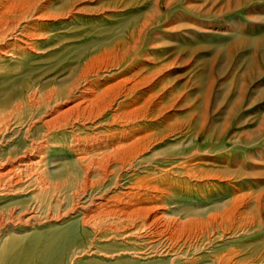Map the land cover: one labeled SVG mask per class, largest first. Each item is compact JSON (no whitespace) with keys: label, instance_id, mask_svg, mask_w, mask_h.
Returning <instances> with one entry per match:
<instances>
[{"label":"rangeland","instance_id":"rangeland-1","mask_svg":"<svg viewBox=\"0 0 264 264\" xmlns=\"http://www.w3.org/2000/svg\"><path fill=\"white\" fill-rule=\"evenodd\" d=\"M0 19V253L84 215L97 251L60 264H264V0H0Z\"/></svg>","mask_w":264,"mask_h":264},{"label":"bare ground","instance_id":"bare-ground-1","mask_svg":"<svg viewBox=\"0 0 264 264\" xmlns=\"http://www.w3.org/2000/svg\"><path fill=\"white\" fill-rule=\"evenodd\" d=\"M6 10H4L5 12H9L10 8L9 6H6L5 8ZM2 11V9H1ZM3 11V13H5ZM3 15V14H2ZM9 17V16H8ZM7 19V18H6ZM21 22V21H20ZM3 23V19L1 20L0 19V25ZM8 24V23H7ZM25 26V25H23ZM26 27V26H25ZM16 28V27H15ZM1 30V29H0ZM14 30V29H13ZM19 30V29H18ZM9 33V32H8ZM12 33V32H11ZM35 34V33H34ZM224 34V33H223ZM2 34L0 33V36ZM13 35V34H12ZM20 35V34H19ZM3 36L5 35H2V38ZM33 36V35H32ZM34 37V36H33ZM17 38V37H16ZM5 40V39H4ZM21 40V39H20ZM4 42V41H3ZM8 42V41H7ZM22 42V41H21ZM27 42V41H26ZM2 43V42H1ZM9 43V42H8ZM13 46V45H12ZM29 46V45H28ZM20 47V46H19ZM18 47V48H19ZM14 48V47H13ZM15 49V48H14ZM23 50V49H22ZM0 52L5 54L6 52L4 51V49L2 47H0ZM11 53V52H10ZM205 120H208V118L204 117L202 122H204ZM88 121V120H87ZM100 150V149H99ZM139 153V152H138ZM138 153H134L132 155H128L127 157H129V159H134ZM9 160V159H8ZM5 162V161H4ZM98 163V162H97ZM3 164V163H2ZM186 165H184L185 167ZM22 167V166H21ZM186 168V167H185ZM188 170H191V169H188ZM188 170H185V172L188 174L189 171ZM155 176V175H154ZM1 177V176H0ZM153 177V176H152ZM212 177H215L214 175ZM218 177V176H216ZM3 179V178H2ZM7 181H9L11 184L13 183L12 180H10L9 178H5ZM12 179V178H11ZM179 181V180H178ZM6 182V181H5ZM137 183V182H136ZM141 184V183H140ZM149 184V182H148ZM154 184V183H153ZM3 185V184H2ZM147 185V184H146ZM152 185V184H150ZM132 186V185H131ZM130 186V187H131ZM134 187V186H132ZM147 188H149L148 186H146ZM158 187V186H157ZM2 188V187H1ZM129 188V187H128ZM139 188V187H138ZM152 188V191L155 189L156 190V187L154 188V186L151 187ZM141 189V188H140ZM161 189V188H160ZM158 189V191L160 190ZM132 190V188H131ZM163 190V189H161ZM137 191V190H136ZM115 192V191H114ZM118 192V191H117ZM133 192V190H132ZM135 192V191H134ZM139 192V191H137ZM151 192V191H150ZM160 193V191H159ZM114 194V193H113ZM118 194V193H117ZM128 194V193H127ZM127 194H124V195H127ZM140 194H141V191H140ZM151 194V193H150ZM132 195V194H131ZM136 195V194H135ZM153 195V194H152ZM151 195V196H152ZM103 196V195H102ZM114 196V195H113ZM121 196V194H120ZM165 196V195H164ZM100 197V196H99ZM141 197V196H140ZM150 197V196H149ZM154 197V195H153ZM101 198V197H100ZM129 198V197H128ZM93 199V198H92ZM91 199V200H92ZM106 199V198H105ZM130 199V198H129ZM233 199V198H232ZM236 199V197L234 198ZM125 200V199H124ZM132 200V199H131ZM151 200V199H150ZM154 200V199H152ZM105 201V200H104ZM144 201V200H143ZM82 203V202H81ZM85 203V202H84ZM124 203V202H123ZM130 203V201H129ZM142 203V202H141ZM146 203V202H145ZM90 204V202H89ZM118 204V203H117ZM133 204V203H132ZM76 205V204H75ZM87 205V204H86ZM85 205V206H86ZM94 205V204H93ZM110 205V204H109ZM131 205V204H130ZM83 206V205H82ZM111 206V205H110ZM81 207V206H80ZM101 207V206H100ZM108 207V206H107ZM83 208V207H82ZM88 208V207H87ZM98 208V207H97ZM104 208V207H103ZM119 208V207H118ZM123 208V207H122ZM125 208V207H124ZM161 208V205L160 206H136V207H133L129 210H106L104 211V216L103 217H109V216H112V215H116L117 218L120 220V221H126L127 223L125 225H123L125 228L129 227L130 226H135L136 224V221H137V217L143 213H149L150 210L151 212L156 210V209H160ZM28 209V208H27ZM26 211V210H25ZM37 212V210H35L34 208H31V210H29L28 212H26L25 216H26V219L29 218V217H33L35 216V213ZM232 212V211H231ZM234 212V211H233ZM230 213V212H228ZM164 215V214H163ZM229 215V214H228ZM148 214L146 215L145 214V217H147ZM149 216H150V213H149ZM231 216V215H230ZM84 217V215H83ZM81 217L80 218V221L78 222L79 224L78 225H74V226H68V227H64L62 228L61 230H59L55 235H54V240L56 241H60L59 243L57 242H50L44 246H42L41 248L37 249V250H32V249H27L24 253V255H13L11 257H6L4 255V251L3 253H0V264H60V262L62 263V260L63 258L65 257V255L67 254L66 250H67V246L71 245L72 247L74 245L78 246L80 249H73L72 250V254L75 255L79 252H82V253H87V254H93V253H96V249H94L93 247L91 248H87L86 244H82L81 243V240H82V237L84 235L83 231L84 229L82 228V226L84 225L83 222H85V217L83 218ZM115 217V216H114ZM157 217L156 219L152 218L150 219V222L151 221H156L158 219V221H160V225L164 228V227H167V224L166 222H168V220L170 219L169 217H166V216H162V215H157L155 216ZM226 217V216H225ZM233 217V216H232ZM224 218V217H223ZM226 218H231V217H226ZM146 220L149 219V217L145 218ZM144 219V220H145ZM19 220V219H18ZM100 220V219H99ZM225 220V219H224ZM77 221V220H76ZM140 221V220H139ZM142 221V220H141ZM229 221V220H228ZM191 222H194L195 221H191ZM7 223V222H6ZM25 223V222H24ZM146 223H149V222H146ZM189 224H192L190 223V220L188 222ZM88 224V223H87ZM116 224V223H114ZM166 224V226H165ZM3 225V224H2ZM143 225V224H142ZM122 226V227H123ZM159 226V225H158ZM108 228V227H107ZM120 228V227H119ZM115 229V228H114ZM117 230V228H116ZM119 230V229H118ZM134 230V229H133ZM136 230V229H135ZM134 230V232H135ZM138 231V229H137ZM117 232V231H116ZM140 232V230H139ZM138 236V235H137ZM95 238V237H94ZM93 243V242H92ZM77 248V247H75ZM232 250V249H231ZM218 252V251H217ZM99 255H104V252L100 251L99 253H97ZM213 256V255H212ZM230 256V255H229ZM233 256V255H232ZM220 257V256H219ZM218 257V258H219ZM215 258V257H214ZM217 258V256H216ZM228 258V257H227ZM227 258H219L218 260L220 261V263H226L228 261ZM252 259V258H251ZM213 260V259H212ZM215 261V260H213ZM230 262V261H229ZM228 262V263H229ZM232 262V261H231Z\"/></svg>","mask_w":264,"mask_h":264}]
</instances>
